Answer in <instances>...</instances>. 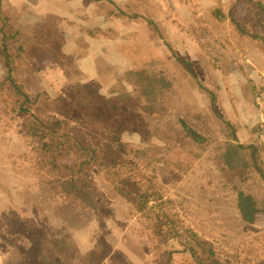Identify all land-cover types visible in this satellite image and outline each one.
Here are the masks:
<instances>
[{
  "label": "rangeland",
  "instance_id": "374dc122",
  "mask_svg": "<svg viewBox=\"0 0 264 264\" xmlns=\"http://www.w3.org/2000/svg\"><path fill=\"white\" fill-rule=\"evenodd\" d=\"M262 9L1 0L0 264H198L157 219L155 192L215 264H264ZM4 32L26 42L13 70ZM153 71L169 86L150 112L128 73ZM53 118L70 138L61 153L39 136ZM226 142L258 148L256 168H227ZM241 192L263 210L253 224Z\"/></svg>",
  "mask_w": 264,
  "mask_h": 264
},
{
  "label": "trees",
  "instance_id": "16d2710c",
  "mask_svg": "<svg viewBox=\"0 0 264 264\" xmlns=\"http://www.w3.org/2000/svg\"><path fill=\"white\" fill-rule=\"evenodd\" d=\"M262 11L264 13V9H262ZM0 13H3V11L1 10ZM10 34L11 32H4L3 52H7L9 49H11L14 53L9 56V68L10 70H13L15 65L12 64L11 61L13 59L14 61H17L16 59L19 60L23 58L26 42L21 36L16 37L14 34ZM128 77L136 80L134 85L136 86V94L141 105L143 106V104H148V111L152 112L157 99L169 86L167 79L157 71H153L152 73L150 72L148 74L128 73ZM14 90L16 91L17 95L21 96V90L17 84ZM78 105L85 108L91 107V104L88 102L87 98L78 101ZM117 106L118 104H116V107ZM120 112L121 111L118 109L112 118H118ZM62 126V123L57 118H53L52 121L48 122L46 125H43V129L39 134L43 143L42 148L48 149V151L51 153L63 152L70 138L64 134L62 131ZM258 151L259 149L255 146L246 148L239 144L226 142L225 150L222 153L221 158H223V162L226 167L232 170L237 168H256V156H258ZM165 165L169 164L165 163ZM149 190H153V187H149ZM150 197V199H153V201L156 203L153 208L158 216L157 219L163 222L165 229L170 225L168 228L173 230L170 235L175 238V240L180 245V248L182 247V253L191 255L198 264H215V254L210 243L204 241L197 234H194L190 230L179 232L180 227L176 225V222L174 221L175 216L164 213V210L167 209L168 203L163 198H161L158 192H155L154 194L151 193ZM238 208L243 221L249 224L254 223L256 213L263 211L257 208L256 201L251 196H248L243 192L239 194Z\"/></svg>",
  "mask_w": 264,
  "mask_h": 264
}]
</instances>
